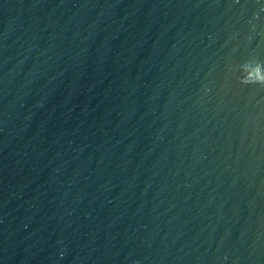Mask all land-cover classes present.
Wrapping results in <instances>:
<instances>
[{
	"label": "water",
	"instance_id": "obj_1",
	"mask_svg": "<svg viewBox=\"0 0 264 264\" xmlns=\"http://www.w3.org/2000/svg\"><path fill=\"white\" fill-rule=\"evenodd\" d=\"M264 0H0V264H264Z\"/></svg>",
	"mask_w": 264,
	"mask_h": 264
},
{
	"label": "clouds",
	"instance_id": "obj_2",
	"mask_svg": "<svg viewBox=\"0 0 264 264\" xmlns=\"http://www.w3.org/2000/svg\"><path fill=\"white\" fill-rule=\"evenodd\" d=\"M258 82H264V77H260V79L258 80Z\"/></svg>",
	"mask_w": 264,
	"mask_h": 264
}]
</instances>
